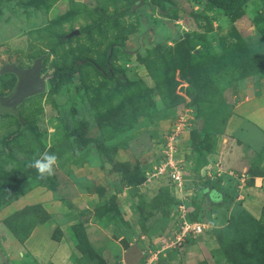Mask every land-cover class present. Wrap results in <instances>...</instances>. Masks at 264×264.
Segmentation results:
<instances>
[{
	"label": "rangeland",
	"instance_id": "rangeland-1",
	"mask_svg": "<svg viewBox=\"0 0 264 264\" xmlns=\"http://www.w3.org/2000/svg\"><path fill=\"white\" fill-rule=\"evenodd\" d=\"M98 11L121 14L82 30ZM39 56L45 90L15 101ZM4 110L0 264H228L233 211L264 228V0H0ZM45 151L58 164L40 179L26 165ZM36 204L47 218L19 240L31 214L15 212ZM189 219L201 231L170 246Z\"/></svg>",
	"mask_w": 264,
	"mask_h": 264
},
{
	"label": "trees",
	"instance_id": "trees-1",
	"mask_svg": "<svg viewBox=\"0 0 264 264\" xmlns=\"http://www.w3.org/2000/svg\"><path fill=\"white\" fill-rule=\"evenodd\" d=\"M231 13L232 10L228 9ZM99 18L90 23L89 25L82 28V30H88L91 27H99L102 22H113L115 18L121 13L106 14L102 11H98ZM37 58L41 59L39 72L42 70V57ZM36 59V58H35ZM34 59V60H35ZM80 59L75 58L73 64L70 66H63L55 68L51 77H50V87L54 88L59 83L60 79L67 75H72L77 72ZM112 68L110 65H106L105 71H102L103 74H110ZM16 96V95H15ZM14 96V97H15ZM16 99L15 101H17ZM20 100H18L19 102ZM194 104L198 105L196 100ZM2 112H6L1 111ZM250 177L261 176L260 173L249 169ZM202 195H208L209 197L213 194H216V188L211 182H206L203 184ZM31 214L29 223L27 224L23 232L19 230H13L14 235L19 239L23 240L25 235L29 232V229L34 223L44 221L47 218V213L40 205H30L23 209H20L15 212L16 219L23 217L25 214ZM191 221V219H189ZM9 226L12 228V220L8 219ZM239 228L238 235L239 237H230L227 236V231L232 230L233 228ZM241 237V238H240ZM58 238V237H57ZM217 242L222 250V252L228 257V264H264V228L258 226L256 220L250 216L245 210L238 207L233 211L229 217L228 226H224L221 229H218L216 232ZM58 240V239H55ZM246 245H248V250H246ZM233 254V257L232 255ZM53 264V263H49Z\"/></svg>",
	"mask_w": 264,
	"mask_h": 264
},
{
	"label": "built area",
	"instance_id": "built-area-1",
	"mask_svg": "<svg viewBox=\"0 0 264 264\" xmlns=\"http://www.w3.org/2000/svg\"><path fill=\"white\" fill-rule=\"evenodd\" d=\"M176 129L178 126L176 125ZM157 171L159 174L169 178L179 190L182 189L184 185V179L181 172L177 168V162L173 161L171 157L164 155L163 160L160 162ZM201 231V226L197 222L184 220L180 225L179 229L176 231L174 240L169 244L172 246L174 243L181 241L186 236L194 237L197 233Z\"/></svg>",
	"mask_w": 264,
	"mask_h": 264
},
{
	"label": "water",
	"instance_id": "water-1",
	"mask_svg": "<svg viewBox=\"0 0 264 264\" xmlns=\"http://www.w3.org/2000/svg\"><path fill=\"white\" fill-rule=\"evenodd\" d=\"M40 62V58H36L35 60H33L32 65L28 68V84L18 91V93L16 94V99L21 100L24 96L28 94L40 93L45 90V83L40 78ZM11 113L16 115V110L14 106L11 107Z\"/></svg>",
	"mask_w": 264,
	"mask_h": 264
},
{
	"label": "clouds",
	"instance_id": "clouds-1",
	"mask_svg": "<svg viewBox=\"0 0 264 264\" xmlns=\"http://www.w3.org/2000/svg\"><path fill=\"white\" fill-rule=\"evenodd\" d=\"M58 164V157L54 153L42 152L28 161L27 167L34 168L40 179L54 175V167Z\"/></svg>",
	"mask_w": 264,
	"mask_h": 264
},
{
	"label": "crops",
	"instance_id": "crops-1",
	"mask_svg": "<svg viewBox=\"0 0 264 264\" xmlns=\"http://www.w3.org/2000/svg\"><path fill=\"white\" fill-rule=\"evenodd\" d=\"M255 178H259V177H255Z\"/></svg>",
	"mask_w": 264,
	"mask_h": 264
}]
</instances>
